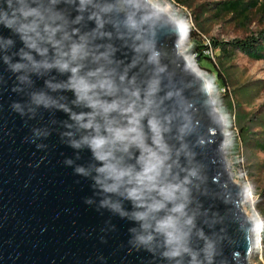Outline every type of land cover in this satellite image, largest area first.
Segmentation results:
<instances>
[{"label":"clouds","instance_id":"clouds-1","mask_svg":"<svg viewBox=\"0 0 264 264\" xmlns=\"http://www.w3.org/2000/svg\"><path fill=\"white\" fill-rule=\"evenodd\" d=\"M163 35L187 42V22L161 0H0V62L15 76L11 91L28 97L12 111L29 120L41 108L67 116L59 135L76 156L64 164L92 181L97 211L136 225L130 251L167 264H214L217 221L201 200L209 190L197 124L198 106L210 111L208 94L191 98L165 63ZM33 77L44 87L35 90ZM32 133L25 140L45 149L37 140L51 130ZM85 149L90 162L77 164Z\"/></svg>","mask_w":264,"mask_h":264},{"label":"water","instance_id":"water-1","mask_svg":"<svg viewBox=\"0 0 264 264\" xmlns=\"http://www.w3.org/2000/svg\"><path fill=\"white\" fill-rule=\"evenodd\" d=\"M2 34L10 33L3 30ZM175 41L174 35L161 37L159 47L165 63L185 82L193 100L204 99L201 89L208 94L205 103L210 111L205 114L198 106L197 124L206 145L199 159L206 165L209 190L201 200L217 221L213 229L218 240L214 264H249L253 223L243 207L242 188L230 179L223 118L208 81L189 66L180 52L181 41ZM0 76L6 81L0 85V264H167L144 250L130 251L128 229L136 225L108 210L97 211L99 197L94 195L92 181L64 164L66 158L76 156L59 135L63 130L59 121L67 116L41 108L35 119L22 118L10 105L28 97L11 91L15 76L2 62ZM33 79L35 90L44 87L42 79ZM66 95L72 97L71 93ZM52 120L58 123L53 125ZM43 127H48L51 135L37 140L47 145L37 149L25 137L32 136L33 128ZM79 154L81 159L76 163L87 165L91 153L85 149ZM89 197L97 203L85 204ZM124 206L131 210L129 202Z\"/></svg>","mask_w":264,"mask_h":264},{"label":"rangeland","instance_id":"rangeland-1","mask_svg":"<svg viewBox=\"0 0 264 264\" xmlns=\"http://www.w3.org/2000/svg\"><path fill=\"white\" fill-rule=\"evenodd\" d=\"M238 1L256 7L245 14L219 8ZM174 17L195 31L193 41L180 42V52L209 83L210 93L223 118L224 153L230 179L243 190V207L253 223L249 264H264V58L253 59L240 50L224 54L211 39H245L264 31V0H161ZM258 8V9H257ZM249 9V10H248ZM194 42L205 45L196 60ZM224 76L225 85L221 78Z\"/></svg>","mask_w":264,"mask_h":264},{"label":"trees","instance_id":"trees-1","mask_svg":"<svg viewBox=\"0 0 264 264\" xmlns=\"http://www.w3.org/2000/svg\"><path fill=\"white\" fill-rule=\"evenodd\" d=\"M222 4L223 5L220 6L219 8L230 10L233 13L240 15L245 14L247 8L251 9L254 6L256 7L255 1H251L250 3L247 4L241 2L239 3L238 1H233V2L228 1ZM195 34H196L195 31H192L191 29H187V41H193ZM211 44L215 49H220L224 54H228V51L231 52L233 50H240L241 52L247 54L253 59L264 58V31H259L256 35L246 37L245 39L217 41L216 39L212 38ZM203 49L205 50L207 49L205 45L198 44L197 42L193 43L192 51L193 52L195 51L194 58L196 60H200L202 58H209L208 55H204L202 51ZM220 75H222L221 81L225 85L224 76L221 73ZM219 112L221 111L219 110ZM261 148L264 149V144L262 145Z\"/></svg>","mask_w":264,"mask_h":264},{"label":"bare ground","instance_id":"bare-ground-1","mask_svg":"<svg viewBox=\"0 0 264 264\" xmlns=\"http://www.w3.org/2000/svg\"><path fill=\"white\" fill-rule=\"evenodd\" d=\"M188 64H189V62H188ZM189 66H190V64H189ZM197 73V72H196Z\"/></svg>","mask_w":264,"mask_h":264},{"label":"built area","instance_id":"built-area-1","mask_svg":"<svg viewBox=\"0 0 264 264\" xmlns=\"http://www.w3.org/2000/svg\"><path fill=\"white\" fill-rule=\"evenodd\" d=\"M209 49H206V51H208Z\"/></svg>","mask_w":264,"mask_h":264}]
</instances>
